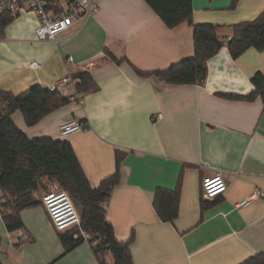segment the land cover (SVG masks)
Segmentation results:
<instances>
[{
	"label": "crops",
	"instance_id": "1",
	"mask_svg": "<svg viewBox=\"0 0 264 264\" xmlns=\"http://www.w3.org/2000/svg\"><path fill=\"white\" fill-rule=\"evenodd\" d=\"M233 1L192 0L193 22L217 26L224 44L196 85L134 72L164 70L193 55L192 28H167L144 0H103L84 25L55 42L35 41L32 15L11 21L0 36V91L17 96L37 85L49 90L78 71L91 74L94 89L80 93L82 106L70 101L32 127L19 111L11 118L31 140L68 141L92 189L115 174L116 152L124 154L105 217L117 241L133 237V264H241L264 254V197L237 207L264 191V104L260 97L228 98L255 90L250 80L264 75V50L233 60L226 48L233 27L263 13L264 0H236L231 8ZM107 52L124 62L114 63ZM59 92L69 97L73 88ZM72 120L81 132L62 138L59 128ZM217 174L227 190L203 199L202 181ZM158 189L179 190L173 223L161 222L153 207ZM42 193L34 195L40 200ZM8 211L0 204V264H99L89 243L65 254L42 205L20 211L24 229L11 233L1 218ZM105 260L113 263L110 255Z\"/></svg>",
	"mask_w": 264,
	"mask_h": 264
},
{
	"label": "trees",
	"instance_id": "2",
	"mask_svg": "<svg viewBox=\"0 0 264 264\" xmlns=\"http://www.w3.org/2000/svg\"><path fill=\"white\" fill-rule=\"evenodd\" d=\"M144 1L167 28L172 29L182 23H187L192 28L193 55L164 70L142 72L134 69V72L139 77H155L168 85H196L205 80L206 62L224 47L217 38V26L193 22L192 0ZM235 3L236 0L231 8ZM10 22V19L1 21L0 36ZM226 48L233 60L251 49L263 51L264 12L253 21L235 25ZM106 55L114 63L124 62V59H117L109 52ZM71 77L76 82L75 87L79 93L84 94L94 89L89 72L78 71ZM250 81L255 88L251 94L228 98L249 102L260 97L264 104V75L257 72ZM69 103V97L62 96L59 90L51 92L38 85L17 96L0 91V191L4 202L1 206L9 209L8 212H1V218L7 232L23 230L20 211L42 205V196L37 201L34 194L40 190L45 193L50 185H56L69 195L74 205L80 206L79 229L65 230L59 235L65 254L84 243L81 237L74 238V234L83 231L93 238L89 244L99 264H108L106 255L112 257V264H133L129 251L133 237L126 242L117 241L112 225L106 220L104 209L112 188L119 181V167L124 154L116 152L115 174L102 181L97 189H92L68 141L48 137L31 140L15 126L11 118L15 111H19L26 126L32 127L47 114ZM178 203V189L156 190L153 207L161 222H174L178 216ZM94 241H97L95 245L92 243ZM241 264H264V254H257Z\"/></svg>",
	"mask_w": 264,
	"mask_h": 264
},
{
	"label": "built area",
	"instance_id": "3",
	"mask_svg": "<svg viewBox=\"0 0 264 264\" xmlns=\"http://www.w3.org/2000/svg\"><path fill=\"white\" fill-rule=\"evenodd\" d=\"M103 0H0V23L4 19L14 21L25 15H32L36 19L35 41L55 42V38L60 33L67 31L70 27L77 25L82 26L94 16L98 11ZM30 67L37 69L38 63H29ZM73 88V94L69 96L70 101L77 105H83L81 94L76 90V82L71 75L61 79L56 86L49 91L59 90L63 86ZM162 115L158 114L155 119H161ZM82 128L77 120H72L63 124L59 128L62 138L81 132ZM227 190V184L221 174L207 178L201 183V196L205 200H214ZM1 195V191H0ZM264 197V191L256 189L249 197L237 204V207L247 206L259 198ZM41 203L47 217L57 232H62L80 226L79 213L75 208L69 195L51 185L48 191L43 193ZM106 209V207H104ZM81 237L84 243H90L92 236L79 231L74 234V238ZM93 245L97 241L92 242Z\"/></svg>",
	"mask_w": 264,
	"mask_h": 264
},
{
	"label": "water",
	"instance_id": "4",
	"mask_svg": "<svg viewBox=\"0 0 264 264\" xmlns=\"http://www.w3.org/2000/svg\"><path fill=\"white\" fill-rule=\"evenodd\" d=\"M34 198L37 200V201H39V199H38V197H37V195H34ZM75 208H76V210L78 211V213L80 212V206L79 205H77V204H75Z\"/></svg>",
	"mask_w": 264,
	"mask_h": 264
},
{
	"label": "rangeland",
	"instance_id": "5",
	"mask_svg": "<svg viewBox=\"0 0 264 264\" xmlns=\"http://www.w3.org/2000/svg\"><path fill=\"white\" fill-rule=\"evenodd\" d=\"M58 188V187H57ZM0 204H2V203H4V202H2V197H3V195H2V193H1V195H0Z\"/></svg>",
	"mask_w": 264,
	"mask_h": 264
}]
</instances>
